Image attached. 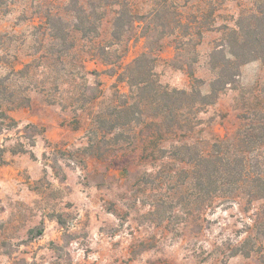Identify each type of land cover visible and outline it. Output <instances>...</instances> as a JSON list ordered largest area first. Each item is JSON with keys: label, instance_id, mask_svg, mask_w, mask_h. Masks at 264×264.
I'll return each mask as SVG.
<instances>
[{"label": "rangeland", "instance_id": "obj_1", "mask_svg": "<svg viewBox=\"0 0 264 264\" xmlns=\"http://www.w3.org/2000/svg\"><path fill=\"white\" fill-rule=\"evenodd\" d=\"M252 15L264 19V0H0V264H264V20ZM241 27L260 51L239 65L228 46ZM145 31L169 91H191L190 63L209 94L224 57L230 84L168 120L114 114Z\"/></svg>", "mask_w": 264, "mask_h": 264}, {"label": "trees", "instance_id": "obj_2", "mask_svg": "<svg viewBox=\"0 0 264 264\" xmlns=\"http://www.w3.org/2000/svg\"><path fill=\"white\" fill-rule=\"evenodd\" d=\"M127 10V9H126ZM123 10L118 13L117 18L115 19V26H118L120 23L121 17L125 14L131 19L132 22H139L140 19H147L151 15L156 16L158 14V8L145 16H136L132 14L130 11ZM250 18L253 20H257L263 22V18H258L257 15H252ZM249 18V19H250ZM257 24V23H256ZM258 25V24H257ZM173 32V31H172ZM231 34L233 38L231 41L229 40V50L228 54L230 57L234 59L235 62H239V65L242 63H246L249 59H252L259 53L258 47H256L258 43V34L253 27H250V30H246L244 28H240L239 32L232 30ZM189 36L190 34H186ZM198 37L200 32H196ZM145 38V51L140 53L136 58H134L129 64H127L121 75L124 79H126L127 84L129 85V93L124 95V99L117 107L114 108V114H120L122 112H131L133 108L136 107L141 116H151L153 118L162 117L164 120L170 119L175 113L178 111L185 109L187 107L193 108L196 105H209L212 103L213 99H215L220 90L225 88L227 84H230L231 78H226V74H224L223 63H234L230 61V59H226L224 57L222 64L219 67V75L217 79H215L210 85V93L207 95H202L199 89H197L196 84L199 83V80L194 76V70L192 65L189 63L186 66L187 74L191 80V91L187 92L185 90H171L169 91L167 88L161 86L157 83L156 80L153 79V66L157 60L158 52L161 49V46L157 45L152 46L150 44V40H152V36H150L149 32H143L142 36ZM157 42V41H156ZM192 39L181 41L179 45L176 46V50H182L186 45H194ZM241 60V61H240ZM3 84L0 81V93H4ZM129 100L133 101L129 104ZM27 101V100H26ZM10 102V106L6 108L5 111H2L1 115L10 119L9 116L5 113L11 109H15L18 107L27 106V102L18 101ZM135 106V107H134ZM112 113V114H113ZM111 114V115H112ZM177 115V114H176ZM135 117L136 114L134 113ZM178 116V115H177ZM176 121V120H173ZM264 129V126L261 127V130ZM254 139H260L262 134L259 132L254 133ZM0 150V166L5 162L2 159ZM258 192V191H257ZM41 234V229L39 231Z\"/></svg>", "mask_w": 264, "mask_h": 264}]
</instances>
